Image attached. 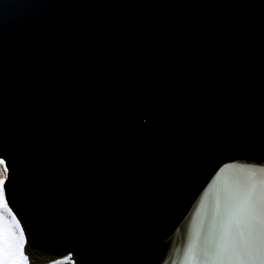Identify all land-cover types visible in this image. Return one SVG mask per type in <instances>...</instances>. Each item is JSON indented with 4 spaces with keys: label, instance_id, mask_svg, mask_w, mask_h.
I'll use <instances>...</instances> for the list:
<instances>
[{
    "label": "snow or ice",
    "instance_id": "obj_1",
    "mask_svg": "<svg viewBox=\"0 0 264 264\" xmlns=\"http://www.w3.org/2000/svg\"><path fill=\"white\" fill-rule=\"evenodd\" d=\"M159 7L15 90L0 63V264H30L22 219L49 264H159L211 171L184 264H264V0Z\"/></svg>",
    "mask_w": 264,
    "mask_h": 264
},
{
    "label": "water",
    "instance_id": "obj_2",
    "mask_svg": "<svg viewBox=\"0 0 264 264\" xmlns=\"http://www.w3.org/2000/svg\"><path fill=\"white\" fill-rule=\"evenodd\" d=\"M0 56H1V53H0ZM43 261H48V258L44 257ZM35 263H40V262H35ZM35 263H33V264H35Z\"/></svg>",
    "mask_w": 264,
    "mask_h": 264
}]
</instances>
